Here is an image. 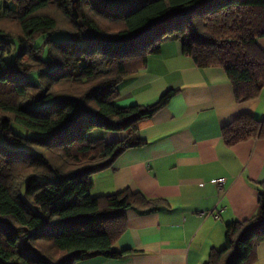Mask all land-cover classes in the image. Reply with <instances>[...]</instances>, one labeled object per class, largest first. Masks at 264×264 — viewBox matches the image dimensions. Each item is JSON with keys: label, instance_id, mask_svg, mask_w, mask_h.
Returning <instances> with one entry per match:
<instances>
[{"label": "trees", "instance_id": "1", "mask_svg": "<svg viewBox=\"0 0 264 264\" xmlns=\"http://www.w3.org/2000/svg\"><path fill=\"white\" fill-rule=\"evenodd\" d=\"M158 33V34H156ZM264 0H0V264L118 260L126 212L167 206L129 189L93 197L92 176L147 142L140 123L177 91L118 107L119 87L168 39L199 68H221L236 101L264 89ZM96 131L124 134L107 143ZM233 147L264 139L242 114L223 127ZM264 243V192L247 221L226 226L207 264H254Z\"/></svg>", "mask_w": 264, "mask_h": 264}, {"label": "crops", "instance_id": "2", "mask_svg": "<svg viewBox=\"0 0 264 264\" xmlns=\"http://www.w3.org/2000/svg\"><path fill=\"white\" fill-rule=\"evenodd\" d=\"M257 42L264 51V38ZM171 90L178 93L170 104L140 123L147 145L93 175L91 192L100 197L129 189L167 206L127 210L128 229L114 245L126 252L123 258L77 264H207L212 251L224 249L226 226L256 215L264 192V139L228 147L222 129L242 114L264 121V89L257 99L237 102L223 69L199 68L179 41L168 39L142 72L121 83L115 105H150ZM124 137L91 135L107 143ZM254 264H264V243Z\"/></svg>", "mask_w": 264, "mask_h": 264}, {"label": "built area", "instance_id": "3", "mask_svg": "<svg viewBox=\"0 0 264 264\" xmlns=\"http://www.w3.org/2000/svg\"><path fill=\"white\" fill-rule=\"evenodd\" d=\"M216 184H217L219 190H223V181L222 180L216 181Z\"/></svg>", "mask_w": 264, "mask_h": 264}, {"label": "rangeland", "instance_id": "4", "mask_svg": "<svg viewBox=\"0 0 264 264\" xmlns=\"http://www.w3.org/2000/svg\"><path fill=\"white\" fill-rule=\"evenodd\" d=\"M156 34H158V33H156Z\"/></svg>", "mask_w": 264, "mask_h": 264}]
</instances>
